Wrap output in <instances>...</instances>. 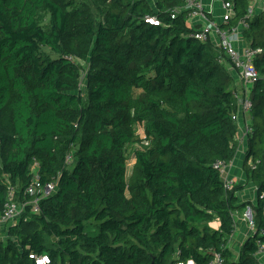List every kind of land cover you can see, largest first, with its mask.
Wrapping results in <instances>:
<instances>
[{
    "label": "trees",
    "instance_id": "1",
    "mask_svg": "<svg viewBox=\"0 0 264 264\" xmlns=\"http://www.w3.org/2000/svg\"><path fill=\"white\" fill-rule=\"evenodd\" d=\"M224 1L233 15L218 26L246 20L243 36L260 49L259 79L243 95L255 202L240 203L243 185L228 187L216 166L236 157L242 101L226 48L196 36L185 0H0V216L10 187L32 200L34 167L58 187L7 228L0 264H36L31 254L48 264H210L216 252L260 264L264 8L247 18L251 0ZM245 207L255 231L235 257L234 212Z\"/></svg>",
    "mask_w": 264,
    "mask_h": 264
},
{
    "label": "built area",
    "instance_id": "2",
    "mask_svg": "<svg viewBox=\"0 0 264 264\" xmlns=\"http://www.w3.org/2000/svg\"><path fill=\"white\" fill-rule=\"evenodd\" d=\"M253 0H251L252 2ZM185 6L183 9L189 10V19L194 24H200L201 32L196 36L200 39H207L211 37V35L216 32L219 36L220 45H223L226 48V52L230 58V67L235 70L237 76L242 82V85L248 91V87L250 84L255 83L259 79V72L255 66L254 58L260 49H254L249 45L245 46L242 50L237 49L234 45V40L238 38V32L242 29V31L248 27V23L246 20H241L239 24L232 29H223L218 26V23L225 22L230 19L233 15V4L228 1L222 0V7L224 9V14L220 21L212 19L210 17L209 11H207L202 3V0H185ZM250 2V4H251ZM255 14L254 8L250 6L249 12L247 14V18L253 16ZM196 19L197 22H193ZM150 22L158 23L154 18H149ZM242 101V112L243 116L250 114V110L252 108V102L249 98L244 97L241 99ZM249 116V115H248ZM247 117V116H246ZM238 126L239 121H241L240 113L234 115ZM241 128H243L242 139H247L249 134L252 133L253 128L249 123V120H245L243 124H241ZM68 160L71 162L72 157L69 156ZM251 163V161H250ZM223 173H225L226 165L219 162L217 165ZM33 175L30 183L26 188V193L33 196L32 200L27 202H19L15 198L16 188L10 187L8 192V201L6 202V207L4 212L0 216V224H4L7 227L11 224L17 223L21 215L24 213L25 207L27 204H32V210L34 212H39V201L42 197L50 196L54 194L58 187L57 181H51L47 183H42L40 180V176L38 173L37 167L33 169ZM228 187H231V183L227 181ZM251 215V217H250ZM245 219H247L249 227L255 231V224L252 220V211L248 214H245ZM260 264H264V260H262V256H264V242L260 244V249L257 253ZM31 258L35 259L36 264H48L50 262V257L47 254L44 255H35L31 254ZM172 264H194L192 260L182 261L177 259V261ZM210 264H228L227 258L221 253L216 252L213 256Z\"/></svg>",
    "mask_w": 264,
    "mask_h": 264
},
{
    "label": "crops",
    "instance_id": "3",
    "mask_svg": "<svg viewBox=\"0 0 264 264\" xmlns=\"http://www.w3.org/2000/svg\"><path fill=\"white\" fill-rule=\"evenodd\" d=\"M202 3L205 9L209 11V13H211L212 19H215L217 21L221 20L224 14V9L222 7V0H202ZM250 6L254 8L255 13L261 12L264 8V0H253ZM193 22L196 23L197 20L194 19ZM211 39L215 45L219 46L220 39L216 32H214L211 35ZM234 45L239 50H242L245 46L248 45L247 41L245 40L243 36L242 29L238 32V38L234 40ZM229 69L235 76L237 96L240 97V100H241V98H243V95H244L245 86L242 85V82L237 76L235 70L232 69L231 67H229ZM238 112L240 113V116L242 117L241 121H239L240 122L238 126L239 131L237 134V141L239 142L238 152L234 160L230 164L226 165L224 177L226 181H229L231 183L232 186L238 185V184L243 185V188L240 191H238L240 203L244 201H248V200L255 202L257 198V186L253 181L247 180L246 172L243 167V160L245 157V152L247 150V139H242L244 130L243 128H241V124H243L245 120H249V116H248L249 114L243 116L242 106H240ZM250 210H251L250 207H245L244 209H239L234 212V216L236 220V232L234 233V236L229 243V247L232 250V252L235 254V257L239 254V251H240V248L243 242L249 236H251L254 232L249 227L247 219H245V214H248ZM219 225L220 223H218L217 221L212 224V226L215 228H218ZM8 227L4 224H0V239L7 238V235H8L7 228Z\"/></svg>",
    "mask_w": 264,
    "mask_h": 264
},
{
    "label": "rangeland",
    "instance_id": "4",
    "mask_svg": "<svg viewBox=\"0 0 264 264\" xmlns=\"http://www.w3.org/2000/svg\"><path fill=\"white\" fill-rule=\"evenodd\" d=\"M86 80V73L83 72L82 73V76H81V85H82V88L85 89V81ZM138 131L144 136L145 132H144V127L143 125H139L138 127ZM132 149V148H131ZM240 153V151H239ZM133 155V154H132ZM240 157V156H239ZM263 159H264V154H263ZM238 158V157H237ZM134 161L135 159L132 157L129 158V164H128V172H130L132 166L134 165ZM251 161V160H250ZM258 162V161H257ZM235 247V246H234ZM262 260H264V256H262Z\"/></svg>",
    "mask_w": 264,
    "mask_h": 264
},
{
    "label": "water",
    "instance_id": "5",
    "mask_svg": "<svg viewBox=\"0 0 264 264\" xmlns=\"http://www.w3.org/2000/svg\"><path fill=\"white\" fill-rule=\"evenodd\" d=\"M250 217H251V215H250Z\"/></svg>",
    "mask_w": 264,
    "mask_h": 264
}]
</instances>
